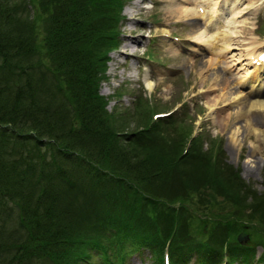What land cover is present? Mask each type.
I'll list each match as a JSON object with an SVG mask.
<instances>
[{
    "label": "trees",
    "instance_id": "16d2710c",
    "mask_svg": "<svg viewBox=\"0 0 264 264\" xmlns=\"http://www.w3.org/2000/svg\"><path fill=\"white\" fill-rule=\"evenodd\" d=\"M123 3L0 0V264H91L93 251L135 240L122 227L126 218L153 227L138 236L158 242L150 249L155 263L166 242L173 264L184 263L188 255L175 259L174 249L197 243L200 228L181 225L176 209H157L163 196L184 200L181 185L186 195L205 192L206 205L225 195L238 216L253 219L258 212L264 227V193L248 190L232 171L219 172L218 158L204 162L196 153H179L181 139L171 145V133L163 134L169 121L142 118L144 126L134 131L116 125L119 116L107 110L98 89L107 53L118 44ZM112 174L115 185L98 197ZM176 181L177 199L169 190ZM119 183L129 186L128 206L119 214L126 217L110 211ZM161 191L167 193L158 196ZM225 226L231 229L229 220ZM239 247L235 241L210 259L245 264L248 253Z\"/></svg>",
    "mask_w": 264,
    "mask_h": 264
},
{
    "label": "rangeland",
    "instance_id": "374dc122",
    "mask_svg": "<svg viewBox=\"0 0 264 264\" xmlns=\"http://www.w3.org/2000/svg\"><path fill=\"white\" fill-rule=\"evenodd\" d=\"M134 1H138V5L133 9V19L129 17L132 6L130 0H124L121 7L123 17L118 22L117 49L114 47L107 53L105 77H102L98 89L107 100V110L119 116L116 125L123 130L134 131L144 126L142 118L154 124L157 121H169L163 134L171 133L167 138L171 145L176 144L175 139H181L179 153L183 154L187 147V151L198 154L201 161L205 162L209 157L214 163L218 158L219 172L232 171L231 176L236 181L239 179L241 185L248 186L247 189L255 191L256 194H263L264 142H259L261 147L257 150L256 135L245 133L244 121H237L227 128L222 125V119L226 112L234 114L235 100L251 97L252 90L264 88L261 87L263 77L258 84L257 82L251 84L245 80L251 76L250 72L256 58L254 56L259 50L264 49V45L256 47L264 43V0L241 2L240 0H196L206 9L205 13L196 11L198 4L194 2L195 0H177L176 5L193 10L191 16L185 11L169 15L166 12L168 0H132ZM223 12L227 14L222 16ZM203 22H207L206 27H203ZM192 25H195L194 30L191 29ZM201 32L206 39L208 35L210 37L206 45L202 46V52L197 49L196 42L192 41L196 39V34ZM129 36L131 40L136 41L133 43L135 48L133 53L129 52L131 49L128 46L123 47V41L128 42ZM221 36L225 39L220 40ZM233 37L238 38L239 43L231 39ZM169 47L172 50H169ZM251 48H253L252 59L248 54ZM121 49L126 50L127 53H121ZM173 53L176 54L173 55L174 57L169 56ZM206 59L208 60L205 61ZM135 67L139 71L138 75ZM202 70L208 75L210 84L219 82L221 73L229 76L227 88L223 90L226 91L227 96L238 92L236 97L228 100L229 105H225V101L220 98L216 100L221 95L220 91L211 90L209 93L210 97H213L209 101L215 102L212 108L207 106L205 99L200 95L194 97L196 96L194 88L196 91L198 88V86L193 87L198 80L197 72ZM145 76L153 82L152 90L146 87ZM213 85L215 86L212 87H217V84ZM218 106L223 108L220 112ZM169 112L172 113L168 117H153L154 113ZM234 126L238 127L237 139H232L229 135L230 129ZM195 172L198 173L197 168ZM117 177L118 175L113 174L108 177L107 185L100 189L98 197L108 196L106 190L111 188L113 182L115 185ZM157 181L155 179V182ZM119 185V192L113 194L117 202L110 204V211L113 215L126 217L119 214L128 206L129 186L126 183ZM151 188L154 189V186ZM176 188H178L177 181L171 189L169 186V190H172V198L177 197L173 192ZM166 193L161 191L158 196ZM180 194L184 200L176 198L177 200L172 203L167 201L169 198L158 197L162 204L157 206V209L163 212L176 209L181 225L189 224L200 228L196 236L199 243L193 241L189 247L174 249L175 259L188 255L186 262L180 264H223L206 258L221 251L223 246L235 244L236 234L239 232L247 235L243 243L237 242L240 246L239 250L237 249L238 253L243 251L248 253L245 264H264V227L256 219L258 212L251 213L253 219L238 216L237 207L222 194L216 195L218 204L214 206L205 204V192L194 191L186 195L184 186L181 185ZM199 200L201 202H198ZM247 212L248 210L243 211L245 215ZM209 217L213 219L212 222L206 220ZM140 220L144 221V224L132 218H126L122 224L124 230L132 232L130 235L135 240L127 238L121 247L114 240L111 244L112 251L109 249L103 252L93 251L91 264H105L101 261L103 257L114 264H154L150 249L151 244L157 247L158 242L143 241L144 239L139 238L138 235L147 234L153 228H149L148 221ZM228 220L232 226L229 231L225 226ZM211 224H216L214 230L206 228ZM173 225L175 226V223ZM204 225L206 227H203ZM115 231L113 230V233ZM138 241L145 242L147 247ZM102 243L107 246L110 244L109 240H103ZM200 243L206 247L205 254L200 253L198 246ZM198 255L201 256V261L198 260ZM231 264L242 263L237 260Z\"/></svg>",
    "mask_w": 264,
    "mask_h": 264
},
{
    "label": "bare ground",
    "instance_id": "6f19581e",
    "mask_svg": "<svg viewBox=\"0 0 264 264\" xmlns=\"http://www.w3.org/2000/svg\"><path fill=\"white\" fill-rule=\"evenodd\" d=\"M199 1H201V0H199ZM241 1L242 0H240V2ZM130 2L132 4V6H131L132 8L130 7L129 12L131 15L129 17H130V19H133L132 12H133L134 7L136 8V6L138 5V1L132 2V0H130ZM194 2L197 3L198 1L195 0ZM176 3H177V0H168V7L166 9V12L169 15H172V14L174 15L176 13L179 14V13H182V11L189 12L190 16L192 15L193 10L191 8H188V7L183 8V6L176 5ZM197 6H198V8L202 7L199 4ZM205 12H206V10L202 9V13H205ZM225 14H227V12H223L222 16ZM197 18H199V17H197ZM221 20H223V19L221 18ZM206 24H207V22L204 23V25H206ZM194 28H195V25H192L191 29L194 30ZM232 35L233 34H231L230 37H232ZM130 38L131 37L129 36L128 42L126 40L123 41V47L128 46L131 49L129 52L133 53V51L135 50L133 43H135L136 41L134 42V40L133 39L131 40ZM195 38L196 39H192V41L196 42V44L198 45L197 49H199L200 52H202L203 51L202 46L206 45V43L209 41L208 38H210V37L208 35V38L206 39L204 33L201 32L199 34H196ZM215 38H217V35L215 36ZM223 39H225L224 36H221L220 40H223ZM231 39H235L234 41H237V43H239L238 38L236 39L235 37H233ZM263 45H264V43H262L256 47H260ZM168 49L172 50L171 47H169ZM260 51H258L256 53V55H255L256 57L258 56ZM252 52H253V48H251L248 51V54L251 55ZM121 53H127V51L124 49H121ZM173 55H176V54L173 53L169 56L174 57ZM249 58H251V56H249ZM207 60L208 59H206L205 61H207ZM255 62L256 63L254 65V68L250 72V74H251L250 78L248 80L245 79L247 82H250L251 84H253L255 82H257V84L260 83V81L262 80V77H264L263 76L264 74L262 72L264 69V61H259L257 59ZM200 63H201V60H200ZM228 78H229V76H226L225 74L221 73V77H220L219 82L217 81V83H211L210 84V83H208V75L206 74V72H204V70L198 71L197 72V79L198 80H197V83L193 87L198 86L199 89L197 88V91H196V89L194 88V91L196 92V96H194V97H199L197 95H200L201 97H203L205 99L207 106L212 108V106H215V102L212 103L209 101V100L213 99V97H210L209 93L211 90L220 91L219 94H221V95H219V97H217L216 100H218V98H220L222 101H225V103H224L225 105L226 104L229 105L230 103L228 100L236 97L238 95V92H234L232 96H227L226 91L223 89L227 88ZM144 82H145L146 87L149 90H152L153 82L150 79H148L147 76L144 77ZM261 82L264 84V81H261ZM262 83H261V87H264V86H262ZM213 84H217V87H212V86H215ZM251 93H252L251 97H243L242 99L238 98V100H235L236 109L234 111V114H232L230 112H226L223 116V119H222L223 120L222 125L228 128L237 121H241V120L244 121L245 133L246 132L247 133H254L256 135L257 144L255 145V148L258 150L261 147V145H259V142L260 143L264 142V97H263L264 88L254 89L251 91ZM217 109L220 112L223 108H222V106L221 107L218 106ZM237 132H238V127H236V126L232 127L229 131L230 138L237 139ZM258 258H260V257L258 256ZM198 260L200 261V259H198Z\"/></svg>",
    "mask_w": 264,
    "mask_h": 264
},
{
    "label": "water",
    "instance_id": "95a60500",
    "mask_svg": "<svg viewBox=\"0 0 264 264\" xmlns=\"http://www.w3.org/2000/svg\"><path fill=\"white\" fill-rule=\"evenodd\" d=\"M246 238H247V235L244 233H239L237 236V240L240 242H244L246 240Z\"/></svg>",
    "mask_w": 264,
    "mask_h": 264
}]
</instances>
